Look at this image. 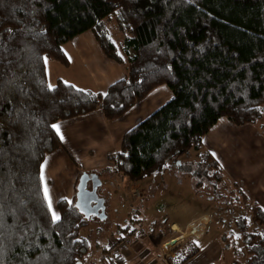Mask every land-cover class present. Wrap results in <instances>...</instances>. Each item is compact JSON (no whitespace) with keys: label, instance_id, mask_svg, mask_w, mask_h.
Here are the masks:
<instances>
[{"label":"trees","instance_id":"16d2710c","mask_svg":"<svg viewBox=\"0 0 264 264\" xmlns=\"http://www.w3.org/2000/svg\"><path fill=\"white\" fill-rule=\"evenodd\" d=\"M106 22L120 34L117 43ZM87 31L106 59L126 67L125 77L103 93L60 79L49 91L44 59L69 67L62 45ZM160 85L172 98L126 131L106 156L109 166L94 173L120 174L135 184L172 164L187 169L195 188L225 189L223 170L203 138L221 117L239 127L263 116L264 0H0L4 264H86L91 245L80 231L102 221L84 218L74 199H60L61 220L53 225L43 200L40 166L63 147L51 125L93 111L119 119ZM189 151L192 159L179 160ZM229 192L236 194L227 201L231 215L245 210L229 218L244 255L231 264H264V210L249 204L236 184ZM136 218L129 213L132 224ZM220 240L223 253L241 256L233 234ZM177 252L172 264H183L198 248L189 245L181 259Z\"/></svg>","mask_w":264,"mask_h":264},{"label":"rangeland","instance_id":"374dc122","mask_svg":"<svg viewBox=\"0 0 264 264\" xmlns=\"http://www.w3.org/2000/svg\"><path fill=\"white\" fill-rule=\"evenodd\" d=\"M106 27L112 41L117 43L120 40V34L115 29L113 23L106 22ZM70 44V42H67L62 45L63 50L67 54H69L67 48ZM68 60L70 66L65 68L49 59H47V65H45L44 59L49 83L54 85V81L60 79L65 83L74 85L76 88L83 89V86H77L71 80L77 79V62L72 56H68ZM120 68L123 70V75L114 78L112 81L125 77L126 67L120 65ZM161 86L168 89L166 85ZM171 98L168 100L161 99L159 103H166ZM235 127V135L233 136L234 146L230 150L223 152V155L228 157L226 165L224 161L225 168H223V184L228 189L220 188L217 190L210 183L205 184L201 188H195L192 185L191 178L188 177L187 169L179 168L172 164L168 165L164 171L153 173L150 177L135 184H130L126 177L120 174L100 175L101 185L98 188L97 194L105 199L104 214L106 218L101 223L94 220L87 228L80 231V235L85 237L91 245L90 255L95 249L93 245L95 242L103 244L110 234L116 232L115 228L117 225H120V228L126 227L128 214L134 213L137 218L143 217L148 227H150L152 220H157L154 231L151 232L150 242L160 253L162 245L173 238L175 243L184 239L181 244L184 241L192 239L187 234L189 230V225L187 224L191 221L194 222L193 224L201 221L199 226L195 225L191 227L192 234L195 236L199 235L202 226L208 224L206 234L201 240L203 247L192 259L184 264H231L236 258V260L242 262L244 256L242 245L235 237L236 230L229 221V218L241 213L244 214L245 210L242 208L241 211L244 212H235L231 215L230 212L233 213L235 211L234 205L228 204L227 201L231 197L236 196V194L229 192L231 186L236 184L249 199V204L255 202L264 205V162L261 163L262 167L259 168L263 169L261 172L256 171L260 163L252 164L249 171L245 170V175H241L238 173L240 170L238 166L241 162L239 163L237 160V157L239 159H246V157L253 154L251 160H260V156H263L262 160L264 161V113L262 118L254 124H246L241 126L242 128ZM193 156L194 152L189 151L187 155H184L179 160L187 161L192 159ZM229 159H231V162H229ZM226 166H229V168L227 169ZM248 172H251L252 175ZM133 188L139 191L140 199H135L131 195H128ZM117 194L120 196L119 199L117 198ZM204 214L210 215L211 222L208 217L199 218ZM170 222L187 226L185 230L179 229L178 231L177 226L175 224L171 226ZM146 234H150L149 229H147ZM224 234H233L235 244L241 252V256L231 254L230 252L223 253L220 237ZM169 245L171 247L174 246L170 243ZM187 250V246L181 247L178 251V259L185 257ZM164 251L168 250L164 249ZM148 264H165V261H163L162 256L159 257L157 253H153Z\"/></svg>","mask_w":264,"mask_h":264},{"label":"crops","instance_id":"0c3cea01","mask_svg":"<svg viewBox=\"0 0 264 264\" xmlns=\"http://www.w3.org/2000/svg\"><path fill=\"white\" fill-rule=\"evenodd\" d=\"M70 43L71 44L67 48L69 54H67L65 50L63 51L67 58L68 56H72L77 62V79H71L75 85L83 86L84 90L103 93L107 86L114 82L112 81L114 78L123 75V70L120 68L119 64L106 59L102 55L91 32L87 31L75 36ZM47 82L50 84L48 77ZM171 97L172 94L170 90L162 88L160 85L152 89L138 104L128 109L119 119L105 120L100 111H93L85 115L55 123L60 126L64 136L63 141H61L63 147L47 155L42 163L45 166V183L49 189L53 211L57 212L55 210V204L58 200L65 199L69 202L74 199L75 186L80 171L94 173V171L109 166L106 156L115 152L122 134L132 128L136 122L145 119L158 109V107L164 103H159L161 99L168 100ZM235 128L236 127L231 125L224 117H221L208 130L203 138L204 149L215 158L222 170L225 168L224 161L226 165L228 159V157L223 155V152L233 148ZM252 155L246 157V159H239L236 156L239 163L241 162L238 166L240 169L238 172L239 174L245 175L244 171H249L252 164L255 165L260 163L256 171L261 172V170H263L259 169L262 167L261 163L264 162L262 160L263 156H260L261 161L259 159L254 161L253 159L251 160ZM229 162H231V159H229ZM229 166H226L227 169ZM41 187L43 189L42 185ZM119 197L120 196L117 194L118 199ZM260 204L261 203L258 205L264 210V205ZM203 217H208L211 222L209 214H204L199 218ZM156 223L157 220L151 221L149 228L150 234L146 235L141 240H135V243L125 249L123 258L117 260V264H148L153 253H157L159 257L162 256L160 251L150 242L151 232L154 231ZM193 223L194 222L191 221L187 225ZM170 224L171 226L175 224L178 231L179 229L185 230L187 226L177 224L176 222H170ZM130 225H132V222L129 220L128 214V223L126 226ZM207 225L203 227L199 238H192L190 241L187 240L182 244L179 243V246L175 250L172 249L167 256L162 257L165 264H172L169 258H173L176 255V251H179L183 246H187V248H189V245L197 247L199 252L203 247L201 240L206 234ZM123 228L124 227L120 228V225H117L115 228L116 232L110 234L103 244L95 242L93 244L95 249L91 252L90 258L86 264H99L101 258L105 255L104 249L106 248V243L116 238L120 233H124ZM165 247L168 249L171 248L169 244H166Z\"/></svg>","mask_w":264,"mask_h":264},{"label":"built area","instance_id":"2783aa9c","mask_svg":"<svg viewBox=\"0 0 264 264\" xmlns=\"http://www.w3.org/2000/svg\"><path fill=\"white\" fill-rule=\"evenodd\" d=\"M129 193L130 194H128V195H131L135 199H138V198L140 199V194H139V191L137 189L133 188V189H131V192H129ZM136 220L138 222L133 224V225L128 226L127 230L124 233H120V235H118L116 238L109 240L106 243V248H105L106 253L104 255L103 264H117V260L123 258V255L125 253V249H127L130 245L135 243V240H141L147 235L146 231H147V229H149L147 223L141 217H138ZM200 222L201 221L197 222L196 224L189 225V227H188L189 230L187 233L189 237L199 238V236L202 233L204 226H202V229H201L198 236H195L194 234H192L193 232L191 230V227L195 226V225L199 226ZM175 238H177V237H175ZM183 240L184 239L175 243L173 247L177 246ZM169 241L167 243L163 244L161 247L162 257L167 256L170 253V251H172V249H173V247H171L169 249L165 247L166 244H169ZM164 249H167L168 251H164Z\"/></svg>","mask_w":264,"mask_h":264},{"label":"water","instance_id":"95a60500","mask_svg":"<svg viewBox=\"0 0 264 264\" xmlns=\"http://www.w3.org/2000/svg\"><path fill=\"white\" fill-rule=\"evenodd\" d=\"M100 185L101 181L96 173L82 172L78 176L73 206L86 219L103 221L106 218L104 214L105 199L97 194ZM169 243L174 245V239Z\"/></svg>","mask_w":264,"mask_h":264},{"label":"snow or ice","instance_id":"6c2138e0","mask_svg":"<svg viewBox=\"0 0 264 264\" xmlns=\"http://www.w3.org/2000/svg\"><path fill=\"white\" fill-rule=\"evenodd\" d=\"M11 29H8V32L11 33ZM45 65H47V58H45ZM47 88L49 91L54 90V86L52 84H48ZM105 95H107V93H105ZM52 129L55 131L56 135L60 138L61 141H63L64 136L61 132V128L58 124H52L51 125ZM44 165L41 164L40 166V182L41 185L43 186V200L46 203V207H47V211L48 213L51 214V223L53 225L57 224L60 220H61V216L59 214H57V212L53 211V205H52V200L51 197L49 195V189L48 186L45 183V175H44ZM164 167H168L167 164L164 165ZM69 203L71 204V201H69ZM0 216H2V213H0ZM0 227H3L2 224H0ZM21 239L23 238L22 236L20 237ZM3 252H4V248H3V240L0 239V264H4V261L2 259L3 257Z\"/></svg>","mask_w":264,"mask_h":264}]
</instances>
